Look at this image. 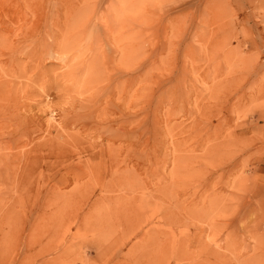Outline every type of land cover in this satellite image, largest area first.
Segmentation results:
<instances>
[{
  "label": "rangeland",
  "instance_id": "1",
  "mask_svg": "<svg viewBox=\"0 0 264 264\" xmlns=\"http://www.w3.org/2000/svg\"><path fill=\"white\" fill-rule=\"evenodd\" d=\"M0 264H264V0H0Z\"/></svg>",
  "mask_w": 264,
  "mask_h": 264
},
{
  "label": "bare ground",
  "instance_id": "2",
  "mask_svg": "<svg viewBox=\"0 0 264 264\" xmlns=\"http://www.w3.org/2000/svg\"><path fill=\"white\" fill-rule=\"evenodd\" d=\"M128 3V2H127ZM89 90V89H88ZM22 152V151H21Z\"/></svg>",
  "mask_w": 264,
  "mask_h": 264
}]
</instances>
